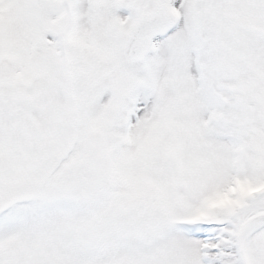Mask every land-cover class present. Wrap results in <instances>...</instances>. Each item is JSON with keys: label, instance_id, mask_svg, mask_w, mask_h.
<instances>
[{"label": "snow or ice", "instance_id": "6c2138e0", "mask_svg": "<svg viewBox=\"0 0 264 264\" xmlns=\"http://www.w3.org/2000/svg\"><path fill=\"white\" fill-rule=\"evenodd\" d=\"M0 264H264V0H0Z\"/></svg>", "mask_w": 264, "mask_h": 264}]
</instances>
